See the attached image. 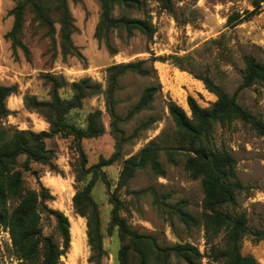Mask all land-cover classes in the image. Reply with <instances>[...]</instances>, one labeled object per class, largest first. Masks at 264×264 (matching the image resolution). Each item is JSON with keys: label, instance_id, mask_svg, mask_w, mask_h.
Segmentation results:
<instances>
[{"label": "rangeland", "instance_id": "374dc122", "mask_svg": "<svg viewBox=\"0 0 264 264\" xmlns=\"http://www.w3.org/2000/svg\"><path fill=\"white\" fill-rule=\"evenodd\" d=\"M141 10L133 9L132 17L151 20L156 26L153 39L136 31L135 35L122 39L117 33L112 35V42L118 48L117 54H111L105 44L95 37L101 4L99 0H68L70 10L75 18L77 31L72 35L74 43L80 48L83 57L64 56L59 38L52 44L46 35V29L28 14L25 23L24 41L30 49V55L19 49L14 52L6 33L12 28L13 16L10 15L16 0H0V82L5 85H17L18 91L8 98V107L12 113L3 121L19 129L31 128L35 131L48 130L50 123L38 111L29 109L24 102L26 95L37 96L40 100L51 98V86L45 75L48 73L64 76L71 83L90 77L107 85V67L114 62H127L140 59L148 60L152 69L150 76L128 74L122 78L124 88L117 93L120 100L118 110L126 114L130 106L136 103L144 89L149 85L158 87V92L151 108L136 115L124 126L128 133L151 117L156 119L139 138L126 144L122 158L106 168L114 190L119 181L124 159L138 153L142 148L162 133L174 136L176 126L170 114L169 103L177 102L188 113V98L193 96L204 107H209L217 97L208 90L201 76H209L215 83L234 94L243 81L245 73V56L252 55L258 60L264 58V0L258 6V0H174L175 11L163 9L157 0H142ZM119 13V11H117ZM63 97H71L70 85L60 90ZM238 101L264 120V86L257 83L240 91ZM95 109L103 111L106 133L97 138L84 139L88 165L95 164L101 156L110 157L115 151L116 140L111 134L110 115L107 112L104 93L90 96L84 100V106L73 112L72 120L84 124L86 115ZM215 136L218 146L230 151L237 159L236 173L246 189L239 194L237 210L245 211L251 229L264 228V134L251 126L237 120L231 125L217 126ZM47 145L55 151L54 163L62 173L51 169L49 165L33 163L32 171L25 172L27 182L35 188L44 185L50 189L54 200L49 206L63 211L69 218L72 228L74 219L81 223L86 236L74 247L71 231V247L62 257L63 264H92L89 260L91 248L88 242L87 218L75 212L73 197L77 191V181L73 162L78 160L72 138L56 136L47 140ZM185 154L178 155V163L173 164L166 152H162L161 161L167 169L165 177L150 167L139 169L131 180L130 189L153 186L161 194H171V201L181 198L189 200V210L201 220L204 191L201 180L192 179L186 173ZM21 160H24L22 158ZM58 177L65 185L56 189L50 186L48 177ZM47 179V180H46ZM121 198L129 210L123 211L133 227L143 233L156 236L162 245L190 241L205 253L207 239L204 224L194 227L191 234L182 229L178 220L173 225L159 212L152 195L133 200V196L120 189ZM98 202L104 246L107 255L104 264H120L118 253L121 241L117 229L113 234L109 224L113 204L107 186L98 182L93 190ZM72 218V220H71ZM45 223V233L49 234L55 224L51 220ZM225 234L222 229L215 241ZM242 253L251 254L264 264V240L257 241L247 235L242 244ZM175 261V259H174ZM174 263V262H173ZM209 264L208 258L202 259ZM0 264H18L12 254V243L8 231L0 226ZM175 264V263H174Z\"/></svg>", "mask_w": 264, "mask_h": 264}, {"label": "trees", "instance_id": "16d2710c", "mask_svg": "<svg viewBox=\"0 0 264 264\" xmlns=\"http://www.w3.org/2000/svg\"><path fill=\"white\" fill-rule=\"evenodd\" d=\"M99 1L101 14L95 37L105 44L111 54L118 53V48L112 42L114 33L127 39L140 31L148 39H153L157 31L154 23L130 15L133 9L143 8L142 0ZM157 1L163 9L175 11L174 0ZM262 1L258 0V6L252 13H255ZM28 14L32 15L38 27L46 29V35L51 38L54 46L59 38L64 56L83 57L73 41L72 35L78 27L68 0H16L10 11L13 25L5 35L15 53L21 49L30 55V49L24 41ZM147 62L146 59H140L110 64L107 67L105 89L90 77L69 83L64 76L46 74L51 86V98L40 100L32 95L24 98L29 109L40 112L50 123V128L42 131L19 129L4 123L3 120L12 113L8 107V98L17 93L18 86L0 82V226L10 234L12 254L18 264H63L62 257L71 247V223L68 216L49 206V202L54 200L49 188L44 185H40V188L32 187L25 178V172L32 171L33 163L49 165L54 171L62 173L54 163L55 151L47 145V140L56 136L72 138L79 153L78 160L73 162L78 183L73 205L77 214L87 218L91 248L89 260L92 264H104L107 255L101 211L93 196V190L100 181L107 186L113 204L109 230L112 234L115 229L118 231L121 241L118 253L120 264H203L202 259L205 257L209 264H262L253 255L242 253L244 238L252 235L257 241L264 240V228L251 229L247 213L237 210L238 196L246 186L236 173V157L218 146L215 132L219 125H231L242 120L258 133L264 134V120L242 105L237 98L240 91L257 83L264 86V58L258 60L252 55L245 56L243 81L234 94H230L209 76H201L208 90L217 97L209 107L202 106L193 96L188 98L190 113L177 102H170V114L177 133L174 136L162 133L158 140L150 141L138 153L124 159L118 185L112 190V181L106 168L122 158L126 144L139 138L143 131L156 122L151 117L140 122L131 133L124 127L136 115L151 108L158 92L155 85L147 86L126 114L118 110L120 100L117 93L124 88L122 78L128 74L150 76L152 69L147 66ZM68 85L72 95L63 97L60 90ZM99 93L105 96L107 112L111 118L110 132L116 140V149L110 157L101 156L97 163L88 165L82 142L106 133L103 111H90L83 125L72 120V114L84 106L86 98ZM162 152H166L173 164L178 163V155H186V173L192 179H200L203 187V220L189 210L190 203L186 198L171 201V194H161L153 186L130 189L131 180L139 169L150 167L158 176L167 175V169L161 161ZM123 188L133 196V200L151 194L160 214L171 225L177 219L187 234H191L194 227L203 223L207 239L206 252L203 253L190 241L162 245L156 236L133 227L123 214V211L129 210L119 193ZM51 220L55 224L51 233L47 234L45 223L49 222L52 226ZM222 229H225V234L219 241H215Z\"/></svg>", "mask_w": 264, "mask_h": 264}, {"label": "bare ground", "instance_id": "6f19581e", "mask_svg": "<svg viewBox=\"0 0 264 264\" xmlns=\"http://www.w3.org/2000/svg\"><path fill=\"white\" fill-rule=\"evenodd\" d=\"M48 182H49L50 186L55 187L56 189L62 188L63 185H65L63 183V181L58 177H51L50 176V177H48ZM82 219H74L72 222L71 231L73 233L72 242H73L74 247L79 245L81 243V240L83 238H85V236H86L85 230L81 225V223H84ZM71 220H72V218H71Z\"/></svg>", "mask_w": 264, "mask_h": 264}]
</instances>
